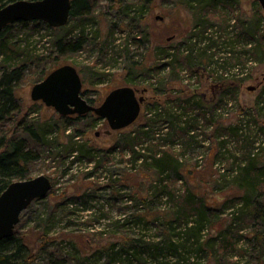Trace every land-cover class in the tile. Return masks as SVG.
Masks as SVG:
<instances>
[{
	"label": "rangeland",
	"instance_id": "1",
	"mask_svg": "<svg viewBox=\"0 0 264 264\" xmlns=\"http://www.w3.org/2000/svg\"><path fill=\"white\" fill-rule=\"evenodd\" d=\"M229 1L227 7L219 6L223 11L222 14L229 19L235 18L237 23L241 22L239 24H243V21L254 22L252 18L257 11L255 0ZM94 3L95 19L85 25V33L90 35L91 40L76 54L62 55L54 43L57 34L66 32L70 26L77 24L72 35L81 31L80 20L75 17L70 19L61 32L49 25L26 28L18 26L10 38L20 48L27 49L31 60L51 56L59 67L65 64L75 66L83 80L82 91L85 97L92 100L95 105H99L105 96L117 87L131 85L141 90L150 88L144 93L146 99L140 115L142 117L148 101L155 100L150 83L162 78L169 70L168 68L149 69L138 74L135 79L136 85H132L129 82V61H142L148 66L153 64V58L157 60L159 57H164L161 54L167 56L166 50L171 47L172 51L179 45L182 49H187L190 46L187 38L192 32L195 17L180 0L148 2L139 22L132 18L133 12L131 16H123L117 6L112 7L114 2L94 0ZM233 23L234 21H230V27L226 24L227 30L221 25L225 23H219L211 26L209 32L218 30L219 33H228L227 35L231 36L234 30ZM143 38H146L145 43L141 41ZM126 43L129 51L125 50L123 54H118V51L125 49ZM240 45L238 50L250 48L249 45L245 46L241 43ZM161 49L166 52L161 53ZM214 50L218 51L219 46H215L212 51ZM249 57L253 59L247 60ZM241 58L240 65L243 71L239 72L233 68V63L236 61L234 59L230 60L231 63L227 64L226 68H219V71H216L218 65L215 60H205L204 65L195 66V72L185 66L179 77L174 78L173 85L168 87L173 96L178 95V92L184 88H190L203 95L209 102L215 103L223 92L218 79L222 71L226 73L228 81L242 82L236 95L229 93L228 102L218 110L219 112L217 111L215 121L218 120L220 125L214 124L209 128L204 126L205 131H210L216 126L221 128L239 124L242 110H251L249 118L252 120L257 117V99L264 90V57L259 59L252 53L244 52ZM2 59L3 55L0 53V72ZM35 79L36 74L33 69H28L24 80L19 84L18 96L23 113H28L29 120L42 118L53 121L59 116V124L62 126L61 114L55 108L31 99L30 93ZM250 86H255V89H250ZM259 112L258 121H252L250 129H246L243 135L245 138L250 135V141L255 140L254 147L257 148L255 152L259 150L261 160L264 161V109H260ZM77 116L72 115L64 122L69 126L65 135L74 131L83 133L77 138L87 140L90 145L99 148L98 158H101L102 164L97 167L94 161L89 163L85 157L80 160L74 156L67 158V155L62 153L59 156L57 152L54 154L55 158L47 154L32 163L31 178L46 175L52 181L51 192L44 198L35 200L21 214V232L31 245L32 251L37 252L43 248L35 264H49V251H46L49 249L59 250L60 254L68 258L66 261L68 264H144V261L137 260L133 254L128 253V247L123 248L120 252L121 256L114 255L113 249L110 248L113 244H117L116 249H122L121 243L128 236L145 237L146 235V238H151L154 229L151 231L149 228H157L155 225H161V219L156 224L151 222L149 225L136 224L134 221L126 224L127 220H132L135 214L145 212L150 216H157L169 207L164 198L150 197L152 185L155 183L153 180L156 178L150 175L149 170L140 161L134 163L131 160L129 149L116 148L112 151L108 149L118 141L120 137L118 131L129 130L140 119L128 128L107 134L105 131L109 127L106 119H101L92 126L91 119L86 117L80 120L74 119ZM97 132L99 135H96ZM51 134L54 138L57 137L59 142L68 140L63 133L59 134V131L54 130ZM229 139L231 141L227 142V147L221 146L220 141L225 140L222 137H213L203 143L198 142L197 145L188 148L185 156H180L186 168H195L197 171L194 182H199L205 192L208 191L212 196L219 197V205L231 203L226 199L234 189L231 190L233 173L231 170L228 172L227 169L232 167L231 156H239L242 153L240 149L235 148L237 146L235 139L233 141L232 138ZM179 147H175L178 152ZM232 149L233 153L230 151ZM71 160L76 161L71 165ZM214 179L222 187L217 188ZM185 180L184 177V183L178 182L177 187L183 188L188 185ZM144 198L148 201H144ZM233 211L232 208L223 209L220 217L208 227L206 235H215L219 229L228 227L230 225L228 220H231ZM234 226L241 228L236 235L237 246L235 245L231 252L228 251L224 264H258L260 261L264 264V244L262 246L255 244L253 233V228H256L255 222L245 216L236 219ZM45 233L48 235L40 239ZM258 254L261 259L255 263ZM175 260L169 258L166 264H177ZM204 264H207L206 260Z\"/></svg>",
	"mask_w": 264,
	"mask_h": 264
},
{
	"label": "trees",
	"instance_id": "2",
	"mask_svg": "<svg viewBox=\"0 0 264 264\" xmlns=\"http://www.w3.org/2000/svg\"><path fill=\"white\" fill-rule=\"evenodd\" d=\"M13 1L17 0H0V8ZM107 1L114 2L112 7L117 6L123 16H131L133 12L132 18L139 22L143 17V9L152 0ZM180 1L195 17L192 32L187 38L190 46L182 49L179 45L173 48L174 51L171 50L172 47L165 49L167 56L161 54L164 57H159L157 60L153 58V64L148 66L142 61H129V82L132 85H136L135 79L138 74L149 69L168 68L169 71L159 80L150 83L155 100L148 101L144 114L139 117L140 121L129 130L118 131L120 134L118 141L108 148L110 151L116 148L129 149L131 160L134 163L140 161L149 170L150 175L156 178L153 180L155 186L152 185L150 197L164 198L169 207L157 216H150L145 212L135 214L132 220H127L126 224L134 221L136 224L149 225L151 222L156 224L161 219V225H155L157 228H149L151 231L154 229L151 238H146V235L145 237L128 236L121 243L122 249H116L117 244H113L110 248L113 249L114 255H120L123 248L128 247V253L133 254L137 260L144 261V264H166L169 258L176 259L177 264H204V260L207 264H212V261L214 264H224L228 251L231 252V249L237 246L236 235L241 228L234 226L236 219L250 217L256 224V228H253L255 244L261 246L264 244V161L261 160V152L259 150L255 152L257 149L254 147L255 140L250 141V135L247 138L243 135L246 129H250L252 121H258L259 110L264 109V90L257 99V117L253 120L249 118L251 110H242L239 124L221 128L216 126L214 130L205 131L214 124L220 125L218 120L215 121L217 111L228 102L229 93L236 95L242 82L228 81L226 73L222 71L218 79L223 92L215 103L209 102L203 95L190 88H184L178 92V95L173 96L168 87L173 85L174 78L179 77L185 66L195 72V66L204 65L207 59L215 60L218 65L216 71H219V68H226V65L231 63L230 60L234 59L236 61L233 63V68L238 72L243 71L240 64L244 52L252 53L262 59L264 57V15L261 5L256 1L257 11L252 18L254 22L243 21V24H239L241 22L237 23L235 18L234 20L227 18L219 8L221 5L227 7L229 0ZM94 6V0H72L70 19L78 18L82 27L81 31L74 35L72 34L77 24L70 26L66 32L57 34L54 43L62 55L76 54L89 44L91 38L85 33V27L88 22L95 19ZM230 21H234L233 35L228 36V33L222 34L218 30L209 32L211 26L219 23H225L221 25L227 30L226 24L230 27ZM40 25L48 26L46 22L39 20L17 21L8 24L0 32V53L3 55L0 72V195L13 181L31 178L32 163L43 155L51 154L55 158L54 154L57 152L59 156L62 153L67 155V158L74 156L80 160L85 157L89 163L94 161L97 167L102 164L101 158H98L99 148L90 145L87 140L77 138L83 133L74 131L65 135L69 126L64 122L71 116L61 115L60 120L63 123L60 126L59 116L53 121L42 120V118L29 120L28 113H23L18 87L24 80L26 71L33 69L36 74L34 81L36 84L59 67V64H55L56 60L54 61L51 56L31 60L27 49L17 46L10 37L18 26L26 28ZM52 28L59 29L61 32L66 26ZM234 32H236L235 36ZM144 39L146 40L143 38L141 41L144 42ZM240 43L249 45L250 48L238 50ZM125 46L124 50L117 53L123 54L125 50L129 51L128 43ZM215 46H219L218 51H212ZM166 51L161 49V53ZM251 58L247 60H252ZM82 95L85 97L84 92ZM87 100L92 103L89 98ZM84 117L92 120L90 122L92 126L102 119L94 112L78 115L74 119L80 120ZM204 126L206 128H203ZM54 130L59 131V134L63 133L68 139L67 142L64 140L59 142L57 137L54 138L51 134ZM213 137L225 139L220 141L221 146L224 147H227L231 141L229 138H232V141L235 139L234 141L237 142L235 148L242 151L239 156H231L233 157L232 167L227 169L228 172L231 170L233 173L231 190L235 189L226 199L231 202L229 204L219 205V197L212 196L208 191L205 192L199 182H194L197 175L195 168H186V164L180 159V156L187 154L189 147L197 145L198 142L211 140ZM176 146H180L179 152ZM230 151L233 153V149ZM75 161L71 160L70 164L72 165ZM184 177L188 185L178 188L177 183L180 181L184 183ZM214 182L217 188L222 187L216 179ZM144 201L148 200L144 198ZM231 208L234 211L231 220H228L230 225L219 229L215 235H206L208 227L220 217L223 209ZM20 226L21 223L17 225L11 237L0 239V264H35L39 258L43 248L33 252ZM47 235L48 233L42 234L40 239H44ZM46 251H49V264H68L66 262L68 258L60 254L59 250ZM259 259L261 257L258 254L255 263ZM261 263L262 261L258 264Z\"/></svg>",
	"mask_w": 264,
	"mask_h": 264
},
{
	"label": "water",
	"instance_id": "3",
	"mask_svg": "<svg viewBox=\"0 0 264 264\" xmlns=\"http://www.w3.org/2000/svg\"><path fill=\"white\" fill-rule=\"evenodd\" d=\"M255 1L260 3L264 15V0ZM71 11L72 0L13 1L0 8V32L8 24L17 21L39 20L52 27L65 26L70 21ZM82 88L79 70L71 64H65L34 84L30 95L33 101H42L61 115L94 112L106 119L109 127L105 131L107 134L134 124L146 99L143 94L145 88L140 90L126 85L112 89L99 105H94L82 96ZM249 88L255 89V86ZM51 189L52 181L46 175L13 181L0 195V239L11 237L22 212L34 200L47 196Z\"/></svg>",
	"mask_w": 264,
	"mask_h": 264
}]
</instances>
